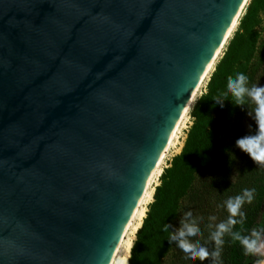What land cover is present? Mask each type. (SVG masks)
<instances>
[{
	"label": "water",
	"instance_id": "1",
	"mask_svg": "<svg viewBox=\"0 0 264 264\" xmlns=\"http://www.w3.org/2000/svg\"><path fill=\"white\" fill-rule=\"evenodd\" d=\"M249 3L0 0V264H113Z\"/></svg>",
	"mask_w": 264,
	"mask_h": 264
},
{
	"label": "trees",
	"instance_id": "2",
	"mask_svg": "<svg viewBox=\"0 0 264 264\" xmlns=\"http://www.w3.org/2000/svg\"><path fill=\"white\" fill-rule=\"evenodd\" d=\"M263 22L264 0H251L211 75L206 93L193 108V123L181 153L160 178L128 264H201L199 260H187L175 242L170 244V233L180 227L184 213L191 211L201 231L193 243L209 252L215 250L210 236L215 225L228 219L225 202L241 195L244 189L256 190L254 200L243 206L246 219L233 231L247 236L264 224V168L236 147L238 138L256 133L255 121L248 115L255 104L246 100L242 109L224 102L221 110L215 103L226 94L228 79L238 73L248 78L249 88L264 86ZM213 216L215 220H210ZM166 224L172 229L165 231ZM224 240L221 264L254 262L255 257L245 256L240 243L230 235L226 234ZM203 264H211V258Z\"/></svg>",
	"mask_w": 264,
	"mask_h": 264
},
{
	"label": "clouds",
	"instance_id": "3",
	"mask_svg": "<svg viewBox=\"0 0 264 264\" xmlns=\"http://www.w3.org/2000/svg\"><path fill=\"white\" fill-rule=\"evenodd\" d=\"M247 85L248 78L242 73H238L234 79L229 78L226 94L215 103L216 107H220L221 110H223L224 102H231L234 107H241L242 109H244L246 100H250L255 104L254 111L248 112V115L255 121L256 133L238 138L236 147L247 154L255 165L264 168V86L256 85L249 88ZM229 97H231V100H229ZM255 191L254 188L244 189L241 195L229 198L225 202L229 214L228 219L226 222L215 225V231L211 232L210 236V239L214 242L215 250L209 252L206 247L199 243H193L197 237L201 236V231L191 211L184 213L180 227L173 229L170 233L169 243L175 242L189 261L199 260L203 264L204 261L211 258V264H221V253L225 244L224 237L227 234L231 236L232 240L240 243L245 256L257 257L256 264H264V226L252 229L250 235L247 236L241 235L238 231H233L237 224L244 223L246 215L242 208L245 204L253 202ZM209 219L215 220V217ZM170 228L172 229V226L169 224L164 226L165 231ZM131 246L132 241L130 240L129 247ZM124 264H127V262H124Z\"/></svg>",
	"mask_w": 264,
	"mask_h": 264
},
{
	"label": "bare ground",
	"instance_id": "4",
	"mask_svg": "<svg viewBox=\"0 0 264 264\" xmlns=\"http://www.w3.org/2000/svg\"><path fill=\"white\" fill-rule=\"evenodd\" d=\"M245 2L248 3V0H245ZM243 12H244V10L242 11V14H240L238 16L234 29L226 36V41L231 39L233 33L235 32V30L239 24V21L241 20ZM226 41L223 43V45L218 50L217 61L219 60V58L223 54V51H224V49L227 45V42H228V41L227 42ZM217 61L215 62V64L213 65V67L209 71L208 75L206 76V78L204 79L202 84L200 85L199 89L197 90V92L195 93L193 98L191 99L190 103L188 104V106L184 110L183 114L181 115V118L179 120L178 126L176 128V131L174 133V136H173V139L171 141V144H170L168 151L161 153L160 158H159L158 162L156 163L155 169L153 171V174H152L148 189L146 191L144 200L141 203V205L139 206V208L136 210V212L134 213V215L132 216V218L130 219L128 224L125 226V228H124V230H123V232H122V234L118 240V243L115 247L114 254H113V264H124V262H127V264H128L129 256L131 257V251H132V248H133L134 243L136 241V235L143 225V221L147 216V212H148V208H149L150 204L154 200V194H155L157 186L159 185V179L163 174V168L162 167L164 165L167 153L171 150V148H173L176 145V140L178 138L180 130H181L182 126L184 125V122L186 121L190 110L194 106V104L197 100V97L201 91L202 86L204 85V83H206L209 80L212 72H214V68L217 64ZM138 226H140V227L138 228ZM130 240L132 241L131 247H129V241Z\"/></svg>",
	"mask_w": 264,
	"mask_h": 264
},
{
	"label": "rangeland",
	"instance_id": "5",
	"mask_svg": "<svg viewBox=\"0 0 264 264\" xmlns=\"http://www.w3.org/2000/svg\"><path fill=\"white\" fill-rule=\"evenodd\" d=\"M250 2H251V1H250ZM248 5H249V4H248ZM247 7H248V6H247ZM247 7H246V9H244V12H243L242 17L245 15L246 10H247ZM242 17H241V19H242ZM239 25H240V24H238V26H237L235 32L233 33L231 39L233 38L234 34H235L236 31L238 30ZM263 27H264V22H263ZM231 39H230V40H231ZM230 40H229V41H230ZM229 41H228V43H227V45H226V47H225V49H224V51H223V54L221 55V57H220L219 60L217 61V64H218V62L222 59V57L224 56V53H225L226 48H227V46H228V44H229ZM217 64H216V65H217ZM215 68H216V66H215ZM215 68H214V70H215ZM212 74H213V72H212ZM212 74H211V75H212ZM210 78H211V76H210ZM210 78H209V80H210ZM209 80H208L206 83H204V85L202 86L201 91H200V93H199V95H198V97H197V100H196L195 104H196L197 101L201 98V96H202L203 94L206 93V91H207V86H208V83H209ZM195 104H194V106H195ZM194 106H193L192 109L190 110V112H189V114H188V117H187L186 121L184 122V125L182 126V128H181V130H180V133H179L178 138H177V140H176V145H175L173 148H171V150L167 153V156H166V159H165L164 165H163V167H162V168H163V172H164V170H165L166 168L169 167V165H170L172 159H173L175 156H177V155H179V154L181 153V151H182V149H183V147H184V143H185V140H186V138H187V133L189 132L190 127L192 126V123H193V119H192V117H191V113H192V111H193ZM160 178H161V177H160ZM159 184H160V179H159ZM262 226H264V224H263ZM257 259H258V258L255 257L254 262H253L252 264H256V260H257Z\"/></svg>",
	"mask_w": 264,
	"mask_h": 264
}]
</instances>
